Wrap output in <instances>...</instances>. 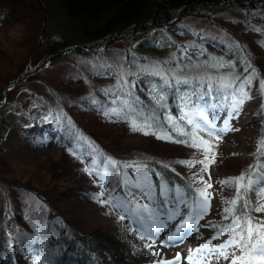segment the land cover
Returning a JSON list of instances; mask_svg holds the SVG:
<instances>
[{
	"label": "trees",
	"instance_id": "obj_1",
	"mask_svg": "<svg viewBox=\"0 0 264 264\" xmlns=\"http://www.w3.org/2000/svg\"><path fill=\"white\" fill-rule=\"evenodd\" d=\"M58 2L65 15L77 23L80 42L69 44L68 41L53 36L47 28V11L43 0H37L34 11L39 16L41 29L34 49L38 57L28 58L21 72L7 85L10 83L11 87L24 88L29 76L45 70L56 58L64 57L86 60L112 54L122 58L127 72L122 73L113 64L112 68L116 73L111 76L113 84L109 89L98 88L97 93L91 91L87 95L72 90L67 95V100L71 101L68 103L72 104L68 109L61 101L63 98L58 99L55 95L56 104L62 105L57 109L60 120L64 123L55 129L52 136L68 145L71 164L65 165L61 161L58 166L57 163L51 164L46 173L47 183L34 184L27 181L23 185L5 183L0 178V264H154L156 256L145 247L148 240H141L138 233L130 227H124L121 220L111 221L106 228H91L83 215L72 214L70 208L65 213L61 212L57 205L73 203L78 198L87 199L98 207L95 191L84 186V178V185L82 184V173L78 170L87 159L94 160L90 157L92 153L98 157L102 153L105 158H111L121 165H134L129 168L121 167L119 175L130 169L135 170V165L143 166V171L147 172L154 185L157 200L160 198L158 185L167 183L168 188L172 189L169 192L172 201L170 206L166 203L160 209L161 216L174 208L172 196L176 188L184 192L185 199L191 205L192 197L187 195L188 186L192 189L203 187L195 174L207 178L211 164L210 162L207 172L201 171L203 165L198 161L204 160L203 149L157 139L155 135H145L143 131H133L130 127L132 119L143 121L147 118L154 125L148 129L150 132L168 131L175 139H188L187 136L171 131L169 117L186 132L189 131L191 126L186 121H181L180 117L184 111H194L195 102L196 105H207L209 118L214 116V123L225 125L224 121L232 112L233 101L239 98L238 89L243 86L245 90L247 85L248 98L240 106L246 116L234 115L225 131L234 135L239 127L244 126L253 129L259 140L264 134V87L261 86V82H264V0ZM14 6L11 1L0 6V18L3 17V21L6 16L12 15L9 8ZM216 11L235 13L225 17H231L237 22L239 34L247 35V39L236 38L237 43L234 45H225L210 36L189 34L181 25L183 20L192 18L217 26L214 15ZM140 33L148 35L133 46L128 45ZM152 35H160L162 40L155 41ZM114 45H123V48L111 49ZM165 53L166 57L163 56ZM220 57L228 61L224 66L226 70L237 75L233 87L222 84L212 75L214 72H221L218 62ZM136 65H146L155 70H140L136 73L132 69ZM97 79L107 80L102 76ZM8 86L0 92L2 102L6 99V94H3ZM49 90L52 91V88L49 87ZM235 122H238L237 125ZM104 125L118 126L130 135L129 139L122 141L120 132L114 134L108 131L103 134L98 129ZM38 131V128H31L28 134H37ZM73 144L81 147L77 149ZM166 146L177 149L182 156L168 157L160 154L159 151ZM111 147L120 149V153L112 155L108 152ZM217 149L218 146L210 149L209 161H212ZM256 151L240 162L234 161L233 172L227 178L247 174L249 165L254 163ZM185 160L197 162L192 166L180 163ZM121 181L120 177L115 194L130 199L124 192ZM62 183L69 188L59 191ZM231 186L228 193L230 200L235 197V185ZM251 195L255 201V194ZM29 198L38 203L41 222L23 229L17 220V203ZM260 202L264 203V194L260 195ZM210 213L208 211L202 219ZM185 214L181 217L187 218ZM252 215L264 218V212H254ZM225 216L203 221L207 226V241L211 240L213 246H218L229 238L227 233L217 236L219 226L229 223V220L224 219ZM181 217L167 221L166 229ZM213 225L217 227L214 228Z\"/></svg>",
	"mask_w": 264,
	"mask_h": 264
},
{
	"label": "rangeland",
	"instance_id": "obj_2",
	"mask_svg": "<svg viewBox=\"0 0 264 264\" xmlns=\"http://www.w3.org/2000/svg\"><path fill=\"white\" fill-rule=\"evenodd\" d=\"M9 1L15 5L9 8V12L12 15L6 16L4 21L3 17L0 18V92L10 84L7 85L8 82L15 79L21 72L28 58L38 57L34 47H36V41L41 29L39 16L34 11V4L37 0H0V6L4 2L8 3ZM154 1L159 3L161 0ZM43 3L47 11L48 31L56 38L68 41L69 44L80 42L81 35L78 32L77 23L65 15L58 0H43ZM214 15L217 26H214L213 23L208 24L192 18L183 20L181 25L189 34L197 33L200 36H210L225 45H234L237 43L236 38L247 39L245 37L247 35L239 34L238 23L233 21L231 17L230 19L225 17L226 15H235V13L224 14L216 11ZM145 35L148 34H137L128 45L133 46L139 39L146 37ZM152 39L155 41L162 40L160 35H152ZM183 41L187 43L186 40ZM122 48L123 45L111 47V49ZM42 50L41 48L40 52ZM163 56L166 57V53ZM218 62H220L219 69L221 72L217 71L212 73V75L216 76L219 82H223L222 84L233 87L237 81V75L230 70H226L227 68L224 66L228 64V61L224 57H220ZM119 63L121 66H118ZM113 64L122 73L127 72V69L123 66L122 58L112 54L86 60L75 57L56 58L48 68L40 71L38 74L29 76L26 87L8 86L9 91L7 90L8 92L5 91L3 94V96L6 94V99H4V102L0 100V128L2 130V137L0 138V158H2V162H0V178L2 181L23 185L27 181L34 184L47 183L48 175L46 173L51 164L57 163L58 166L60 161L65 165L71 164V153L68 151V145L63 144L52 136L55 129L64 123L61 122V117L58 113L57 108L62 105L56 104L57 97L58 99L63 98L61 101L68 109L69 106L72 107V104L68 103L71 101L67 100V95L72 90L81 91L83 95H87L91 91L97 93L98 88L108 90L111 84H113L110 80L111 76L116 73L112 68ZM132 69L136 73L140 70H155L153 68L150 69L146 65H136ZM99 76L107 78V80L97 79ZM49 87L52 88V91L49 90ZM247 88L249 89V86L247 87L246 85L245 92H247ZM55 95L57 96L56 98ZM185 113L187 111H184L183 115ZM238 114L243 117L246 116L241 108H239ZM237 123L235 122L234 124L237 125ZM215 125L217 128L225 127L220 122L215 123ZM115 126L104 125L98 130L103 134L108 131L114 134L120 132L122 141L129 139L130 135L128 133ZM31 128H38L40 131L37 134H28V130ZM197 134L202 139L210 141L214 146H218V149L213 154L214 162H211L209 166L207 178L201 174H195L199 180L202 176L204 181H209V175L211 176L209 182L212 187L207 189L208 193L211 194V206L209 210L211 213L202 219L191 234L182 242L167 246L161 242L167 239L170 232L174 231L180 220H175L168 229H162L154 244L151 240H148V244H152L150 252L156 251L159 253L156 256L157 261L160 259L174 260L176 255L179 254V264H189L187 259L189 250H195L209 241H207L206 237L207 226L203 221L227 215L224 209L229 207L226 201H230L228 193L232 186L231 184H221L220 181L226 180L229 173L233 172L234 161L240 162L245 156H250L257 150L258 146L257 133L253 129L244 126L239 127L234 135H230L229 132L224 131L221 133L222 139L219 140L209 136L207 131H198ZM73 146L77 149L81 147L76 144H73ZM115 148H108V152H111L114 156L119 154L120 149ZM159 152L168 157L182 156L172 146L163 147ZM99 154L100 157L92 153L90 157L94 160L89 161L87 159L78 169L82 173L81 182L83 185L84 178L85 187L95 191L97 195L102 190L98 183L99 176L97 174L103 176L107 173L106 182L103 185L105 195L101 199H108L109 192L113 196H118L115 194V191H117L118 181L121 177L124 192L131 200L141 205L150 203L147 198L140 194L138 189L131 187V183H124L125 173L121 172V175H119L120 168L108 164V159L102 153ZM85 168H88L92 174L90 175L89 172L84 171ZM189 170L193 173V170ZM126 175L129 182H135L138 175L142 176L143 174L142 172L138 173L136 170L130 169ZM67 188L69 187L62 183L58 190L63 191ZM169 196V192L166 191L165 197H163V199H167L168 206H170L172 201ZM157 199L156 190L153 188V201H160L162 197L160 196L159 200ZM57 206H59L61 212L65 213L70 208L72 214L83 215L91 228L98 226L106 228L111 224V221L118 219L121 220V223L126 228L130 227L133 230L136 227L127 216L123 220L120 218L121 212L119 209H113L109 205L101 203L97 207L96 205H92V202L87 199L81 200L76 198L73 203L64 202ZM150 206L152 205L150 204ZM38 207V203L31 198L18 201L16 215L18 222L20 221L19 225L23 229L29 228L30 224L36 225V222H41L39 218L41 213ZM179 207L181 216L188 211V208L184 204H181ZM181 216H177L176 218ZM161 218L166 219L164 216H161ZM23 220L31 223L24 222ZM193 264H195V259ZM204 264H208V261L205 260ZM210 264H230V260L217 259L213 256Z\"/></svg>",
	"mask_w": 264,
	"mask_h": 264
},
{
	"label": "snow or ice",
	"instance_id": "obj_3",
	"mask_svg": "<svg viewBox=\"0 0 264 264\" xmlns=\"http://www.w3.org/2000/svg\"><path fill=\"white\" fill-rule=\"evenodd\" d=\"M261 86L264 87V82H261ZM238 93L239 98L233 101L232 112L229 114V118L224 121V128L216 127L214 116L212 119L209 118L207 105H196L195 102H193L194 111L187 112L180 117L181 121H186L187 125L191 126L189 131L186 132L183 127H179L172 117L168 118L169 123L172 125L171 131L180 136H187L188 139H175L168 131L163 133L150 132L148 129L153 128L154 125L149 123L147 118L143 121L138 118L132 119L130 127L133 131H143L145 135H155L157 139L203 149L204 160L198 162L203 165L201 171L207 172L209 163L214 162V157L212 161H209L208 158V152L214 145L210 141L202 139L197 133L198 131H207L209 136L217 140L222 139L221 133L229 128V120L238 114L240 106L244 103L245 98H248L243 86L238 89ZM262 158H264V134L258 140L254 163L249 165L247 174L241 173L237 177L220 181L221 184L235 185V197L230 201H226L231 206L224 209L227 214L224 219L229 220V223L219 226L217 231V236L227 233L229 238L218 246H212L211 240H209L197 249L189 250L187 256L189 264H193L194 259L195 264H204L205 260L210 264L213 256L217 259L230 260V264H264V218H257L252 215L254 212H264V203L260 202V195L264 194V159ZM196 162L191 160L180 161V163L188 166H192ZM107 163L116 168L134 167V165L129 164L121 165L111 158H108ZM135 170L140 173L143 171V166L135 165ZM84 171L89 172L90 175L92 174L88 168H85ZM97 175L99 176V186L102 189L95 196L97 201L101 204L109 205L113 209H119L121 212L120 218L123 220L127 216L136 226L133 231L138 233L139 238L141 240H151L153 244L160 231L168 227L167 221L181 216L179 207L181 204L188 208L185 214L187 218L181 217L174 231L168 234L166 240L161 241L166 246L169 244L175 245L177 242H182L186 239L196 228L199 220L210 210L211 194L207 191L208 188L212 187L209 182L211 180L210 175L209 181H204V178L200 177L203 187L192 189L191 186H188L187 195L192 197L191 205L185 199L184 192L180 188H176L172 196L174 208L163 213L166 219L161 218L160 209L167 203V199H163L165 192H172V189L168 188L167 183L158 185L162 199L157 202L153 201L154 185L146 171H143L142 176L138 175L135 182H129L125 173L124 183H131V187L138 189L140 194L150 202L141 205L134 200L128 199L127 196H113L111 192L108 193V199H101L105 195L103 185L106 182L107 173L103 176ZM251 194H255V201ZM213 227L216 228L217 226L213 225ZM145 247L151 250L152 244L146 243ZM229 249H231V252H229ZM152 254L154 256L159 255L156 251H153ZM45 260H47V257H45ZM179 261L180 255L177 254L174 260L160 259L155 261L154 264H179Z\"/></svg>",
	"mask_w": 264,
	"mask_h": 264
}]
</instances>
